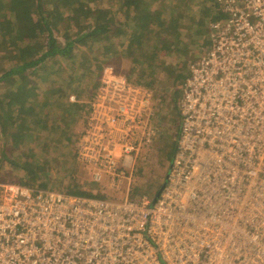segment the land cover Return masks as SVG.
Masks as SVG:
<instances>
[{"label":"built area","instance_id":"built-area-1","mask_svg":"<svg viewBox=\"0 0 264 264\" xmlns=\"http://www.w3.org/2000/svg\"><path fill=\"white\" fill-rule=\"evenodd\" d=\"M217 4L158 198L0 185V264H264V0ZM152 99L107 70L77 154L93 180L115 182L157 137Z\"/></svg>","mask_w":264,"mask_h":264},{"label":"trees","instance_id":"trees-1","mask_svg":"<svg viewBox=\"0 0 264 264\" xmlns=\"http://www.w3.org/2000/svg\"><path fill=\"white\" fill-rule=\"evenodd\" d=\"M221 17L217 0H0L4 168L23 171L26 185L46 187L52 149L58 150L54 160L70 150L69 130L76 118L64 110L81 104L72 96L83 97L82 81L99 80L105 64L123 59L128 66L121 75L135 85L149 88L170 73L181 85L189 77L190 57L212 47L210 22ZM58 118L66 122L62 128L56 126ZM54 131H63L65 142L46 137ZM31 136L49 154L43 163L34 160L36 149L26 150ZM22 153L31 160L22 159ZM75 186L68 192L93 195Z\"/></svg>","mask_w":264,"mask_h":264},{"label":"rangeland","instance_id":"rangeland-1","mask_svg":"<svg viewBox=\"0 0 264 264\" xmlns=\"http://www.w3.org/2000/svg\"><path fill=\"white\" fill-rule=\"evenodd\" d=\"M196 4H198V2H196ZM53 23L55 25H60V22L53 21ZM208 36L210 37V31ZM197 58V55H192L189 62L192 63V61ZM190 65L189 73H186V76L190 75ZM127 66V62L123 59L110 62L105 64L103 69H101L102 73L99 80L82 81L81 94H84L83 97L82 95H80V97L77 95L72 96V101L80 100L81 104H79L77 108L73 107L70 109L69 107H66L64 110V114H68L71 111L70 114L74 115L76 118L72 121L69 130L72 138V141L69 144L70 150H65L64 156L59 155V158L54 160L58 154L57 148L52 149V159L49 157L46 150H44L43 147L41 148V143L39 141H33L36 140V136L28 138L25 143L26 150L27 147H33V149L37 150L36 153L38 155H36L34 160L38 159L36 161L40 160L43 163L44 159L49 157L50 161L48 173L50 175V182L45 185L46 187L39 188L68 192V186L74 188L76 187L75 184H79L81 186L79 188L93 194L81 196L111 201H121L125 198L137 199L143 195L154 200L158 198L167 182V175L171 164L170 153L173 151V145L178 142L181 127L179 114L181 108L180 99L182 95L181 89L185 81L181 85V82L176 84L177 78L174 74L170 73L168 76L161 75L149 88L141 86L153 93L150 108L153 122L155 123V126L158 127L159 132L157 137L153 138V141L150 144L142 147L139 154L136 155L134 165L124 169L125 175L117 177L115 182L109 180L105 182H97L93 180V168L82 163L77 155L79 143L85 134L93 111L92 103L103 77L107 74V70L109 69L115 75H121L122 72L126 71ZM183 70L184 68L182 71ZM135 78L136 77L133 76V79ZM139 84H143V82L139 81ZM67 118L68 117H66V119ZM69 120L70 118L68 121ZM65 123V120L63 121L58 118L56 126L62 128ZM46 137H53L55 142L61 143L65 142L66 135L63 131H54V133H47ZM22 149L24 150V147ZM74 155L76 156L75 161H73ZM20 157L24 160H31V158H26L25 153H22ZM7 163L6 160H3L0 152V185H26L22 183V181L25 180L23 178L24 172L17 171V169L11 165H8V168H4ZM62 165H64V167H62ZM37 184H40V181ZM1 189L2 191H5L4 186H2Z\"/></svg>","mask_w":264,"mask_h":264}]
</instances>
